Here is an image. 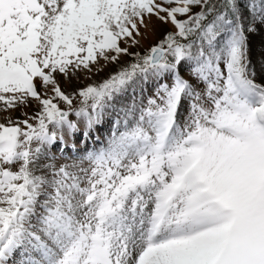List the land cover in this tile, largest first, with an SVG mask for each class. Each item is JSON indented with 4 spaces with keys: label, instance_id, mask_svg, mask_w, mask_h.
I'll return each mask as SVG.
<instances>
[{
    "label": "snow or ice",
    "instance_id": "snow-or-ice-1",
    "mask_svg": "<svg viewBox=\"0 0 264 264\" xmlns=\"http://www.w3.org/2000/svg\"><path fill=\"white\" fill-rule=\"evenodd\" d=\"M0 264H264V0H0Z\"/></svg>",
    "mask_w": 264,
    "mask_h": 264
},
{
    "label": "rangeland",
    "instance_id": "rangeland-1",
    "mask_svg": "<svg viewBox=\"0 0 264 264\" xmlns=\"http://www.w3.org/2000/svg\"><path fill=\"white\" fill-rule=\"evenodd\" d=\"M101 75H104L103 73Z\"/></svg>",
    "mask_w": 264,
    "mask_h": 264
}]
</instances>
